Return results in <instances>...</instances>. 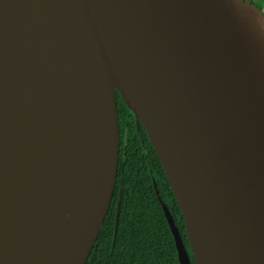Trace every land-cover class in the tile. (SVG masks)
Masks as SVG:
<instances>
[{"label":"water","instance_id":"obj_1","mask_svg":"<svg viewBox=\"0 0 264 264\" xmlns=\"http://www.w3.org/2000/svg\"><path fill=\"white\" fill-rule=\"evenodd\" d=\"M116 93L160 159L194 263L264 264V10L251 0H0V264H85L117 179Z\"/></svg>","mask_w":264,"mask_h":264},{"label":"trees","instance_id":"obj_2","mask_svg":"<svg viewBox=\"0 0 264 264\" xmlns=\"http://www.w3.org/2000/svg\"><path fill=\"white\" fill-rule=\"evenodd\" d=\"M251 2L264 10V0ZM116 103L121 140L117 179L108 213L85 264H178L159 197L168 206L191 263L195 264L181 209L147 132L119 93Z\"/></svg>","mask_w":264,"mask_h":264}]
</instances>
